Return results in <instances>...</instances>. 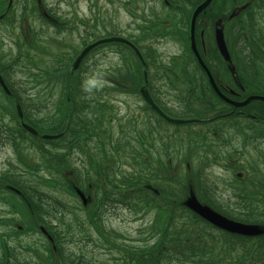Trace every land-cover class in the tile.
Returning a JSON list of instances; mask_svg holds the SVG:
<instances>
[{
	"label": "flooded vegetation",
	"instance_id": "af4514ba",
	"mask_svg": "<svg viewBox=\"0 0 264 264\" xmlns=\"http://www.w3.org/2000/svg\"><path fill=\"white\" fill-rule=\"evenodd\" d=\"M170 2L174 6L179 5L177 0H170ZM221 2H226L228 5V7L225 6L228 8V13H225L226 11L222 12L228 16V19L223 21L222 14H219L221 12H215L220 6H215L213 16L216 24L214 22L212 24V40L209 41L206 38V33L208 34L211 31V26L206 29L196 21L194 49H191L187 32L188 18L183 19L184 31L181 34L180 29L182 26L178 28L176 22L167 16L160 18L161 25L156 31L151 32L150 36L144 37L143 43L144 46H147L144 52H147L151 59L157 56L162 67L160 72L168 76L167 79L161 81L162 86L158 85L156 87L163 94L160 100L162 99L161 101L165 103L166 107L174 111H170L172 115L180 117L193 115L186 103L177 97V93L179 89L182 90L180 94H183L191 88L190 83L193 81L194 76H197L200 69L204 72L208 84L217 95V98H212V100L223 111L217 116H214L215 114L206 115L207 113L199 115L201 118L198 119V122L188 124L175 125L163 122L141 96V93L139 94L141 86H145L151 96L147 72L143 70L141 86L131 85L124 81L120 85L129 90L131 94H138L139 97L134 99L139 105L138 110L140 112L144 111L150 119L148 118L145 121L143 130L137 129V133L132 132L131 135L136 134L138 140L131 139L129 136L126 141L118 142V149L121 151L126 146L131 153L137 154L144 161L146 160L160 169L161 163L166 161L174 167L176 164L173 161V153L178 152V149L175 146L173 147V141L177 132L182 131L185 127L192 126L202 133V127L200 126H205L206 121H209L212 116L214 120L219 119L217 124L218 127H221L222 135L217 134L214 141H220L224 135L225 137L222 140H229V143L225 144V146L227 145L225 149L228 148L229 151L220 149L222 152H219V154L216 151V159H221L220 162H212L211 157L213 155H210L208 159L211 161L207 160L203 165H208L209 173L215 171L214 168H219L220 171L226 172L228 177L233 176L239 185L236 182L228 183L231 191L233 187L236 190L235 193L232 191V195L240 199L246 198L247 195L251 207H247L250 209L248 213L246 212V215L245 210L247 208L238 217L239 214L233 212L229 203L221 198L219 181L207 173L209 181L217 187L216 199L214 198L215 201H213V205L216 206L217 210L213 209L218 215L224 216L236 222V224L258 225L259 231L257 233H246L242 230H227L197 215L188 205L184 204L191 214L196 215L216 229L212 230L215 238L213 246L206 249V254L202 250L185 260H166V264H264V194H262V189L255 184L264 182V86L257 81L259 71L264 74V0H222L215 4L220 5ZM164 4L170 6L169 3L164 2ZM206 22L208 21L206 20ZM222 22L226 24L223 29L225 34L219 26ZM213 27H215L214 30ZM217 28L222 31L224 54L215 40V30ZM141 40L138 39L137 41ZM168 42L177 44L181 48L183 56H177L174 53L170 58L167 57L160 46ZM203 43L206 44V47ZM184 48H186V56L183 53ZM188 53L192 55L190 62L192 66H196V70L191 71L188 68ZM202 54L206 57L209 54L213 58L214 72L209 70L201 56ZM88 56L81 63L79 78ZM138 60L140 61L138 66L142 68L144 66L143 62L140 58ZM216 62L219 65L229 64L234 69L233 74L232 71H229L226 77H222L221 74L218 75ZM251 66L254 67L255 74L252 73L254 71ZM85 71L89 73V65ZM79 81L77 79L76 83L78 85ZM85 82L89 85V80H85ZM180 82L182 87H178ZM49 83V81H43L39 86L47 87ZM7 85L10 90L13 89V83L7 82ZM103 88L108 89L106 86H103ZM106 97L97 100L103 104L110 103L112 99ZM122 99L124 100L123 104L129 103L128 98ZM152 100L155 103L153 98ZM185 100L190 101L189 99ZM244 100L248 103L239 107L235 106L242 104L238 102ZM259 108H262L263 113H259ZM128 110L130 108H127L126 111ZM240 110H244L245 113H238ZM249 110L252 114L247 113ZM132 119V116L126 114L123 119L125 121L121 126L129 129L132 126ZM153 120L155 123L152 122ZM114 121V117L104 115V119L94 124L95 129L96 131L99 128L112 130ZM163 131H173L172 139L169 133H163ZM95 135L94 133V135L89 136V141L94 139L96 142L100 138L98 135L95 138ZM7 140L9 143L10 139ZM3 141L4 138H0V144ZM128 142H131V144H126ZM208 147L210 146H207V153L209 152ZM3 149L4 147L0 145V153ZM92 149L93 147H91ZM181 150L183 151V149H179V151ZM143 155L151 157L152 160ZM191 156L189 153L181 155L182 158L189 160ZM0 163V264H158L156 261L153 262V259L159 257L162 248L170 246V243L163 244L165 240L172 238V236L169 237L166 234L169 231L168 224L171 221V215L168 213L170 208L168 206L170 205L167 204L165 189L159 186L167 183L162 178H149L148 184L143 186L147 193L139 191L140 182L138 186L132 188L134 192L130 193L132 190L126 191L123 183L126 181L124 175L127 171H131L132 167L124 161H118L117 166L122 174L116 177L115 181L120 182L122 188L120 187L121 189L115 192L114 189L112 190L106 186L103 178H99V180L104 184L100 187L96 186V180L98 179L94 177L96 174L95 165L98 164V161H95V165L90 170L92 176L89 180L88 234L87 229L77 224L76 214H74L72 208H67V204L63 202L60 193H58L59 196H54L48 186V188L41 186L29 178L30 170H33L36 166L33 162L26 165V168L19 167L17 164L14 165L4 158L1 159ZM193 164L199 163L194 162ZM41 165L42 162L38 166L41 167ZM248 176L254 177V180L248 181ZM146 178V174L143 175L142 179ZM13 181L21 186H29L41 191L42 195L50 201L49 204L53 206V209L49 210L51 218L45 220V224H38L36 210L32 207L30 201L27 198L24 199L22 193L21 196L11 189ZM23 181H27V183ZM48 181L54 184L56 180L48 179ZM129 181L138 182L139 180L129 179ZM191 192H193V197L197 202L207 203L200 188L197 191L190 188L182 202L191 200ZM73 196L75 197V194ZM13 201L25 202L27 218L25 215L24 220L17 218L19 215L13 210ZM62 203L65 205V209H63ZM80 210L85 212L84 209ZM125 210L131 216L129 221L135 223L140 220L141 216L147 215L150 210L155 211V217L149 225L124 229L123 224L125 221L122 213ZM114 221H117L119 225L116 226L113 223ZM78 231H85L87 235L78 238L75 236ZM223 235H226V239L233 242V244L231 243V250L230 246L217 244ZM239 241L244 243V246L243 244L241 246L236 245ZM81 243H89V252L80 246ZM60 246H63L62 250L57 249ZM214 251H218L220 254L217 255ZM86 253H89V258H87ZM33 255L36 259L32 257ZM223 255L225 256L223 257Z\"/></svg>",
	"mask_w": 264,
	"mask_h": 264
},
{
	"label": "trees",
	"instance_id": "16d2710c",
	"mask_svg": "<svg viewBox=\"0 0 264 264\" xmlns=\"http://www.w3.org/2000/svg\"><path fill=\"white\" fill-rule=\"evenodd\" d=\"M177 1V4L179 5L177 8H175L173 17L171 18L172 20L178 21L189 13L190 9H188V6L190 5L192 7L193 5H195V3H190V0ZM33 2L35 3L34 9H36L39 18L44 23L48 25L56 24L55 20H57V16H55L52 11L45 9V12L54 17L55 20H50L49 16L44 15L43 12L42 15L39 10L38 1L33 0ZM216 2L217 1L213 0L209 4L208 9L212 7L210 20L206 23H203L201 26L206 27L207 24L211 25V31L208 34L206 33V38L209 39V41L212 40V24L215 18L213 15ZM1 5L3 8L2 10H4L5 4L2 3ZM225 6L228 7L227 3L221 2L220 8H217L215 11L221 12L219 14H222L221 18L223 19V21H226L228 19V16L222 13L224 11H226L225 13H228V8ZM13 7L14 0L9 11L13 9ZM51 22H53L54 24ZM88 25L89 29L87 28ZM181 25H184V23L181 22ZM59 26L60 25H58V27ZM96 27V21L93 23L89 22V24L85 23L84 31L87 34L86 36L95 38L98 36V32L108 33L105 26L101 25V28L99 30H97ZM32 40H34L33 31L32 37L29 38V42H31ZM143 42L144 40L133 43L135 44V46L140 47V49L142 50L145 67L142 66L141 68L139 66H136V73L130 72L129 78H124V82L134 84L135 86H137L139 83H142L143 69H145V71L147 72L148 85L150 86V93L152 98L155 100V104L159 106V108L166 114H172L170 113V111L172 110L166 107L165 103L161 101L162 99L160 100V97L162 98L163 94L160 92L159 88L156 87L158 85L162 86L163 84L161 83V81L167 79L168 76L160 72V69L162 67L157 56L156 58L151 59L148 56V53L144 52L147 46H144ZM117 45L125 48V51L128 53L127 57L132 58L134 56L129 47H126L122 44ZM95 51L96 50H93L91 53ZM201 56L209 70L211 72H214L213 58H211L209 54L207 57L203 54ZM62 61L64 62V60ZM68 65L69 62L60 67H56V64H48L46 69L49 73V76L48 74H45V77L47 78V81L52 83L53 86H47L38 89L34 97L22 96V94L25 93H21L18 86L15 85L11 90L12 96L15 98L16 103L19 104L20 109L22 110L23 119L25 120V122L33 126L39 132V135L45 132L51 133L47 130L53 131L57 134H62L57 139L53 140L42 139L40 136H33L25 132H21L20 137L11 128L7 127V125L1 124L0 127L3 128V133L1 135L10 136L11 139L9 143L15 145L19 138L23 139L22 136L24 134L22 135V133L28 134L30 136L28 137L30 141H34L36 143H33L34 149L39 150L40 146L43 148V150L45 149V151L39 150L40 158L43 159L41 167L36 165L34 166L33 171L35 173L41 172L42 168H44L47 163L49 167L55 172L59 171L60 168H57L56 164H51V158L48 159V156H51L50 152H52L54 153L55 157H57L54 162L59 163L63 171L66 170L67 173L71 172V174L72 172H74L75 178L73 179L76 181L77 185L83 187L86 193L89 192V180H91L90 170L92 169L93 165H95V161H98V164L95 165V176L98 179L96 180V186L100 187L104 184V182L99 180V178H103L106 182V186L110 187L112 190L114 189L115 192H118V190L122 188V184L115 181V178L122 174L117 166L118 161H124L127 165L132 167V170L127 171V173L124 175L126 181L123 183V186H125L126 191H131L132 188L138 186L140 182L141 185L139 191L147 193L146 189L143 186L144 184H148V179L162 178V180L167 183L159 186H162L165 189V197L166 200H168L167 204L170 205L168 206L170 207L168 213L171 215V221L168 224L169 231H167L166 234L169 235V237L172 236V238L165 240L163 244L170 243V246L164 247L161 250L159 249V257L154 258L153 262L156 261L158 264H166V260H185L187 258H190L191 256L198 254V252L200 253V251L202 250L206 254V249L213 246V241L215 238L212 230L216 229L201 218H198L196 215L191 214V212H189L185 208L182 199L185 197L190 188H193V190L196 191L198 190V188H200L204 193V198L207 200L206 204L217 210L216 206L213 205V201H215L216 199L215 195H217V187L207 178L206 171H208L209 167L208 165L203 164L207 162V159L210 155H213L212 162L218 160L216 159V147L214 148L213 144L215 136L217 134L222 135V132L220 131L221 127H218L217 124L219 119L214 120L212 116L209 121H206L207 123H205V126H200L202 127V133L195 130V128H193L192 126L185 127V129H183L182 131L177 132L175 139L178 138L179 142H176V144L173 145V147L175 146V148L178 149V152L175 151L173 153V161L176 166H170L169 162L166 161L164 163H161V169L159 167H154L152 163L146 160L144 161L142 158L138 157L137 154L131 153L126 146H124L121 151H119L117 138L116 140L114 139L113 132L111 130H108L107 128H105V130H102L101 128H99L96 131L94 124L96 122H100L101 119H104L106 108L108 107L106 104L101 103L97 99L105 98L106 94L98 91L96 88L93 89V86L90 82L89 85L85 82L86 77L94 76L91 69L89 73H87L86 71L81 72V77L79 78L78 75L81 68H79L75 74L74 72L71 73V71H69ZM130 67L131 65H128V68L131 71ZM62 69H66L67 71L62 73ZM251 69L254 71L253 66H251ZM1 71L3 73L6 72L7 74H10V68L8 69V67H2ZM2 72L1 74L5 78V73L3 74ZM252 73L255 74V71ZM200 75L202 78L200 77ZM39 77L42 83V72L39 74ZM75 77L80 80L79 85L78 83L71 85V82ZM190 85L192 86L188 91L180 94L182 90L179 89L177 93V97L181 101H184L186 103L189 111L193 114L190 115V117L200 119L201 117L199 115H205V113H207L206 115L211 116V114H215L214 116H217L221 111H223L212 100V98H217V95L208 84L207 79L204 76V72L201 69L198 72L197 76L193 78V81L190 83ZM54 89L56 90L55 93H53ZM91 89L93 90L91 91ZM61 96L62 100H60ZM97 96L99 98H96ZM185 99H189L190 101H186ZM33 100H35V102H33ZM43 109H45V115H40L39 113H42L41 110ZM238 113L245 112L244 110H240ZM247 113L252 114L250 110ZM259 113H263L262 108H259ZM12 119L15 120L18 128V126H20L19 120L17 119L15 114H12ZM136 130L137 128L135 127V125L132 124V131L136 132ZM94 133L100 137L96 142L94 139L93 141H80L81 136H91L94 135ZM126 136H130L131 139L138 140L136 134L131 135V133H129L126 134ZM126 144H131V142H128ZM207 146H210L208 147V153L206 152ZM91 147H93L92 150ZM179 149H183V151H179ZM61 151H63V153H61ZM184 153H189V155H192L190 160L181 157V155H183ZM111 154H113L112 157ZM46 155H48L47 158ZM64 156H66V158H69L71 160V163L65 164L61 159V157L64 158ZM143 156L149 160H152V158L149 156ZM126 157H130L132 160L125 161L124 158ZM194 162H197L199 164H193ZM145 174L147 178L142 179L143 175ZM41 175L43 174L41 173ZM50 179L55 180L54 176ZM129 179H138L139 181L133 182L129 181ZM84 182L85 187L82 184ZM67 184V192L69 194L75 193L73 190V186L69 180ZM255 184L260 186L259 188L262 189V194H264V182H257ZM12 186L16 191H22L21 193L23 194V197L27 198L30 201L32 207L36 210V218L38 219V224H45V220L51 218L49 210L53 209V206L49 204L50 201L47 200L44 195H42L41 191L33 189L29 186H21L16 181L12 182ZM133 192L134 191L132 190L130 193ZM78 206L80 207V209H84L85 215L88 216L87 209L83 205ZM191 218L193 220L192 222ZM84 222L85 220L83 218H81V221H79L78 218L77 224L82 225L83 228H85ZM83 233L86 232L78 231L75 233V236L81 238L84 236ZM170 240L171 242H169ZM242 244L244 246V243L239 241L236 245L241 246ZM57 249L62 250L63 246H60V248L57 247Z\"/></svg>",
	"mask_w": 264,
	"mask_h": 264
},
{
	"label": "rangeland",
	"instance_id": "374dc122",
	"mask_svg": "<svg viewBox=\"0 0 264 264\" xmlns=\"http://www.w3.org/2000/svg\"><path fill=\"white\" fill-rule=\"evenodd\" d=\"M43 4L45 5V9H48L49 11H52V13L56 16L55 12L61 17V19L65 22L64 25H61L59 27H55L52 25H48L44 23L38 16V12L36 9H34L35 3L33 0H14V7L7 13L6 18L4 20L0 21V57L4 56H14V54L17 51L16 43L19 42L22 45H25L24 40L22 39V36L20 34V21L24 23L29 24V30L32 36V31L34 33V41L36 42V49H27V52L25 53V62L28 63V65H33V67H23L14 65L12 69L10 70V74L4 72L5 78L8 82L13 83L15 86H19L18 82H24L29 81L31 79V76L28 75V71L36 72L38 70L39 73L42 72V74H48L46 67L48 64H56V67L62 66L68 62L71 61L73 58L74 52L80 47L79 45L82 43L81 39V27L82 25L79 23L80 19L85 20H93L94 18H98L105 24L108 22L114 23L117 25V27L120 29V31L123 32H130L134 34L132 31V28L134 26V20L131 18L132 13H135L137 16H141L142 14L148 15L149 6L153 7L154 12H158L160 10V4L161 0H145L146 2H143V0H134L133 4H129L128 6L124 5V0H42ZM157 1V2H154ZM222 0H218L217 2H220ZM2 3L5 4V0H0V10L2 9ZM160 3V4H159ZM215 6H220L215 5ZM214 6V8H215ZM155 9V10H154ZM157 9V11H156ZM162 10V9H161ZM55 11V12H54ZM147 11V12H146ZM212 12V7L207 10L205 13V17H199L197 18V22L199 24H203L208 21L210 18ZM89 22V21H88ZM214 22V21H213ZM216 24V21L214 22ZM213 23V24H214ZM208 27H205L208 29L211 25L207 24ZM206 25V26H207ZM219 26L221 27L222 31L225 34V31L223 30L226 26L225 23H220ZM218 27V26H215ZM213 27V30L215 29ZM32 30V31H31ZM183 28L180 29L181 34L183 33ZM206 47V44L203 43ZM79 46V47H78ZM113 47H104L102 49H99L98 51L90 54L88 56V60H86L85 64L82 67V72H84L88 65H89V72L92 70V72H101V70L108 71L111 66H115L116 64L120 63V56L117 52L112 50ZM96 49V46L92 49ZM160 49L163 50L166 53V56L168 57L170 53L178 52L180 50V47L173 43L168 42L167 44L160 46ZM78 51V50H77ZM183 53L186 56V48L183 49ZM231 53V51H230ZM12 56V57H13ZM219 56V55H218ZM188 68L192 70H196V66H192V63L190 62L192 59V55L188 53ZM220 58V56H219ZM54 60V61H52ZM64 60V62L62 61ZM25 62H21L20 64H25ZM63 62V63H58ZM216 67L218 68V75L221 74L222 77H226V74L229 71H233V67H230L229 64H222L219 65L218 62ZM126 73L123 75V78L128 79L129 78V68H128V62H124ZM193 67V68H192ZM91 69V70H90ZM217 70V69H216ZM107 74V73H106ZM39 75V74H38ZM133 76V75H132ZM195 77V76H194ZM221 80V78L219 77ZM17 80V81H16ZM259 83H261L262 86H264V74L258 73V80ZM130 82V81H129ZM131 83V82H130ZM133 83V81H132ZM133 85V84H132ZM140 85V83L138 84ZM53 86L50 82L49 85ZM56 86V85H54ZM141 86V85H140ZM22 85H20L18 88L21 91ZM178 87H182L181 82L178 83ZM55 89L54 92L55 93ZM134 91V90H133ZM37 92V89L35 90V94ZM19 94V93H18ZM34 94V95H35ZM34 95H31L34 97ZM120 95V96H119ZM23 96H25L23 94ZM30 96V95H29ZM108 96L111 99H115V104L112 106L114 108V111L118 109V107H122V104H119L116 100L119 98H128L129 104L124 106L131 108V112H136V110L133 111L134 108H136V103L134 99H137L139 96L136 93H116L112 94L109 92ZM64 99V98H63ZM62 100V96L60 98ZM59 100V101H60ZM13 99L10 98V102L6 100V98L0 96V124L3 121H10L11 119L6 115V113H9V109L5 106L14 105ZM35 102V100H33ZM42 113H39L40 115H45V109L41 110ZM119 112H124L123 110H120ZM149 116L144 111H139L136 113V117L134 119V125L138 129L144 128V123L147 121ZM150 119V118H149ZM155 123V121H152ZM14 130V127H11ZM196 128V127H195ZM113 137H117V127H113ZM185 131V130H184ZM169 133L170 137L172 139V133L173 131H163V133ZM0 133H3V131H0ZM23 135V134H22ZM30 137L28 134H25L22 136L23 139L19 138L17 140V151H16V144L15 148H13V145H8L4 147V149L1 151L0 155V161L2 158L9 160L12 164L19 166V167H26V165L30 163H34L35 165H40V163L43 161V159L40 158V151L43 150V148L40 146L39 150L33 148V143L36 144L34 141H30L28 138ZM225 136L221 138L219 141H214V148L217 145L221 144H227L229 143V140L224 141L222 140ZM178 141V138L173 141V144H176ZM47 148V147H46ZM217 151V154L219 152H222L217 147L215 148ZM59 150V149H56ZM209 150V148H208ZM226 151H229V149H224ZM45 151V149L43 150ZM63 153V151H61ZM50 157L46 155V158L48 156V159L51 158V164H56L57 168H60L59 171L55 172L53 169H51L48 165L44 168H42L41 172H34L33 170H30L29 172V178L31 180L36 181L41 186H48L49 190L52 191V194L54 196H59L58 193L61 194L63 202L67 204V208H72L74 211V214H76L77 218H79V221H81V218L85 220L84 226L88 231L89 234V223H88V216L85 215L84 212L80 210L78 199L73 197L67 192L66 185L68 180L71 178L72 174L67 173V171H63L60 167L59 163L54 162V160L57 158L55 157L54 153L50 152ZM113 154H111L112 157ZM212 158V157H211ZM62 161L66 164L71 163V160L69 158H66V156L61 157ZM65 159V160H64ZM68 162H67V161ZM125 161L132 160L130 157L124 158ZM213 160V158H212ZM218 159L216 161L220 162ZM1 165V163H0ZM53 166V165H52ZM215 171H212V173H208L213 178H216L219 181V186L221 188V198H223L224 201H227L232 207V211L236 212V214H239L238 217H240V214L244 212V210L247 207H251L250 200L248 196L246 195V198L240 199L236 196L232 195L235 193V189L233 187L232 191L230 186H228L229 182L235 183V178L233 176H227L226 172L220 171L219 168H214ZM41 173L43 175H41ZM53 174V175H52ZM89 175V174H88ZM54 176V179H58L52 184L48 181V179L52 178ZM90 176H92L90 174ZM40 180H39V179ZM96 178V176L94 177ZM248 181L251 182V180H254V177L248 176ZM71 180V179H70ZM54 181V180H53ZM24 183H27V181H23ZM237 183V182H236ZM85 187V182L82 183ZM237 185H239L237 183ZM260 187L259 185H257ZM240 188V187H238ZM251 188V187H250ZM252 190V188H251ZM223 194V195H222ZM1 197V196H0ZM222 200V201H223ZM224 206L225 203L222 202ZM63 204V203H62ZM89 205V204H88ZM26 204L24 201H13V210L16 211V213L19 215L17 218L24 220V215L27 218L26 214ZM227 208V207H226ZM63 209H65V205L63 204ZM250 208H247L245 210L248 213ZM124 218V224L123 227L125 228H135L136 226H146L151 224L153 222V219L155 217V211L150 210L147 215H143L140 217V220L138 222H132L129 221L131 216L129 213L125 210L124 213H122ZM70 218V217H67ZM116 226H118V222H113ZM84 236H86V233H83ZM221 240L217 242L219 245H226L230 246L231 250V243L228 239H226V235L221 236ZM256 244V243H255ZM86 251L89 252V243L84 244L81 243L80 245ZM78 247V245H77ZM79 248V247H78ZM39 250V248H37ZM217 255L220 254L218 251H214ZM239 254V253H237ZM87 258H89V253H86ZM225 255H223L224 257ZM227 256V254H226ZM34 258V255L32 256ZM36 259V258H34Z\"/></svg>",
	"mask_w": 264,
	"mask_h": 264
},
{
	"label": "water",
	"instance_id": "95a60500",
	"mask_svg": "<svg viewBox=\"0 0 264 264\" xmlns=\"http://www.w3.org/2000/svg\"><path fill=\"white\" fill-rule=\"evenodd\" d=\"M10 1V0H9ZM204 5V4H203ZM202 5V6H203ZM202 6H200L198 9H200ZM111 40H116V41H123L122 39L119 38H110V39H105V40H100L94 44H90L87 47L84 48V50L80 53V55L77 57V59L74 62V67H76L80 61V59L82 58V56L90 49L92 48L94 45H96L97 43H101V42H105V41H111ZM217 40H218V45L222 51V53L224 54V48H223V44H222V40H221V36L218 34L217 35ZM0 84L4 87L3 81L0 77ZM173 122H177L175 120H170ZM25 128L31 130L32 132H35V130H33L31 127L24 125ZM48 137V136H45ZM187 205L189 207H191L192 209H194L196 212H198L199 214L203 215L205 218L211 220L212 222H214L215 224L219 225L222 228H225L227 230H231V231H244L246 233H253L256 232V230L251 227V226H244V225H240V224H236V223H232L231 221H227L225 218L216 215L215 213H212L211 211H209L207 208L205 207H201L199 205L196 204L194 199H191L187 202Z\"/></svg>",
	"mask_w": 264,
	"mask_h": 264
}]
</instances>
